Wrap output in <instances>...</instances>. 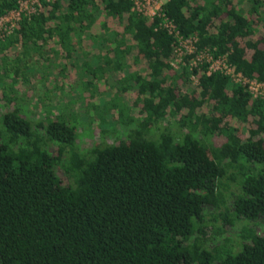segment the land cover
Segmentation results:
<instances>
[{
	"label": "trees",
	"instance_id": "obj_1",
	"mask_svg": "<svg viewBox=\"0 0 264 264\" xmlns=\"http://www.w3.org/2000/svg\"><path fill=\"white\" fill-rule=\"evenodd\" d=\"M20 1L0 0V17ZM132 5L37 0L0 31V105L25 95L24 67L63 55L84 118L114 136L82 148L71 110L0 108V264H264V94L191 63L206 51L264 82V0ZM178 35L195 50L176 59Z\"/></svg>",
	"mask_w": 264,
	"mask_h": 264
},
{
	"label": "rangeland",
	"instance_id": "obj_2",
	"mask_svg": "<svg viewBox=\"0 0 264 264\" xmlns=\"http://www.w3.org/2000/svg\"><path fill=\"white\" fill-rule=\"evenodd\" d=\"M35 0L26 1L28 3V6L32 5V2ZM24 7V6H23ZM49 54L52 53L51 51L48 52ZM48 53H45V55H48ZM37 54L32 52V55L29 56L25 61H22L23 64H27L29 62H32L36 60ZM53 56V55H52ZM63 55H54L53 57H50L49 59H44L41 57H38V63H48L49 67L44 68L40 66L42 69H48L47 71H44L41 73L40 70L34 71L32 66L30 65L29 69H26L24 67V73L30 74V81L25 83L26 87L23 91H25V95H23L22 99H14L13 100H6L3 97V100H1L3 103H1L0 108L4 109L6 106L8 108H14L16 105L18 106L21 104L23 107H25V111H22L24 114L28 115V117L31 120L36 119H43L44 116H46L48 113L51 115L55 114H62L64 112H73V114L76 115L78 120L82 122L81 126L78 128V136L77 139L79 141V144L82 148H88L89 146H92L93 144H96L100 141H107L112 142L113 141V133L110 130L109 127L110 124H106L104 126L100 125L98 122V117H90V121H88V116L84 118L83 108H81V104L77 101L76 94L78 95L77 88L73 86L75 83V79H77L80 72L78 69L75 71V74L68 75L66 73L63 77L62 70H59L57 67V64H60L63 60L61 59ZM53 62V63H51ZM41 65V64H40ZM28 66V65H27ZM2 67H0V74L2 73ZM49 71V72H48ZM23 73V72H22ZM110 72H107L106 76H108ZM42 75V77H41ZM76 75V76H75ZM6 76V75H5ZM21 76V74H20ZM20 76H18V79H20ZM44 76L46 78H44ZM67 76V77H66ZM4 77V76H2ZM41 77V78H40ZM11 82V78H3ZM191 79L194 81V78L191 77ZM64 82L66 85V88L63 90L59 88V85ZM3 80L0 79V98H2L3 94L2 91L7 92L9 88L3 87ZM21 84L17 81L14 83V86L18 90V92H21V87L23 84ZM24 85V86H25ZM20 87V88H18ZM49 90V92H48ZM46 92V93H45ZM40 98V99H39ZM74 99V100H73ZM5 100V102H4ZM87 119V120H86ZM83 120V121H82ZM234 232V229H231L230 227L227 229V232L222 233L221 235L216 236L217 238L212 239L211 242L221 241L223 235H229L232 237Z\"/></svg>",
	"mask_w": 264,
	"mask_h": 264
},
{
	"label": "built area",
	"instance_id": "obj_3",
	"mask_svg": "<svg viewBox=\"0 0 264 264\" xmlns=\"http://www.w3.org/2000/svg\"><path fill=\"white\" fill-rule=\"evenodd\" d=\"M26 1L30 0H22L19 3L17 9H13L5 13L0 17V31H5L8 33L14 27L16 21L20 17V14L23 11H33L34 3L37 1H31L32 5L28 6ZM165 0H132L134 8L137 12H140L146 16L152 17L153 15H162L161 5ZM24 6V7H23ZM163 24L168 27L169 31L174 32L175 35L178 34V31L175 28V25L164 18ZM194 37L182 38L178 35V41L174 46V50L176 53V59H179L180 56L185 53H192L195 50L194 45ZM206 60L209 63V70H222L224 73L229 74L233 80L242 81L246 83L250 89V91L256 95L257 93L264 94V82H259L252 78H247L242 75L240 71H236L234 66L227 63L224 56L213 57L206 51H200L195 53L192 57L191 63H196L198 61Z\"/></svg>",
	"mask_w": 264,
	"mask_h": 264
}]
</instances>
